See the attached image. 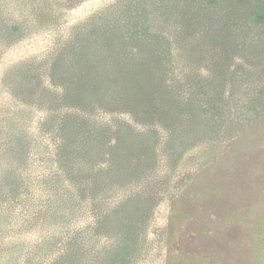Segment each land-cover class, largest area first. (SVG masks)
Listing matches in <instances>:
<instances>
[{
    "label": "trees",
    "instance_id": "1",
    "mask_svg": "<svg viewBox=\"0 0 264 264\" xmlns=\"http://www.w3.org/2000/svg\"><path fill=\"white\" fill-rule=\"evenodd\" d=\"M66 1L0 0V236L45 227L31 254L48 264H161L194 196L193 107L206 113L179 64L183 0H114L70 31ZM3 22L49 46L5 60Z\"/></svg>",
    "mask_w": 264,
    "mask_h": 264
},
{
    "label": "rangeland",
    "instance_id": "2",
    "mask_svg": "<svg viewBox=\"0 0 264 264\" xmlns=\"http://www.w3.org/2000/svg\"><path fill=\"white\" fill-rule=\"evenodd\" d=\"M112 1L67 0L63 28L70 31ZM183 2L173 22L187 49L179 64L192 73V102L202 92L206 113L201 121L193 107L186 153L189 169L196 172L194 196L180 205L183 219L171 245L163 248L161 264H264V0ZM1 28L11 47L7 61L49 46L45 32L25 37L21 25L3 22ZM0 60L1 75L5 61ZM11 222L0 236V264L28 259L48 264L46 251L38 261L31 254L45 239V227L33 232L34 227Z\"/></svg>",
    "mask_w": 264,
    "mask_h": 264
}]
</instances>
